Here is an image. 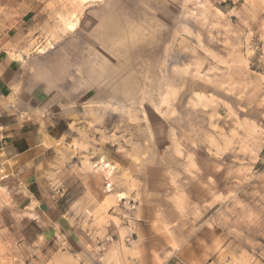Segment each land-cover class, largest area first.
Instances as JSON below:
<instances>
[{
    "label": "rangeland",
    "instance_id": "1",
    "mask_svg": "<svg viewBox=\"0 0 264 264\" xmlns=\"http://www.w3.org/2000/svg\"><path fill=\"white\" fill-rule=\"evenodd\" d=\"M0 52L69 123L0 126V264H264V0H0Z\"/></svg>",
    "mask_w": 264,
    "mask_h": 264
},
{
    "label": "crops",
    "instance_id": "2",
    "mask_svg": "<svg viewBox=\"0 0 264 264\" xmlns=\"http://www.w3.org/2000/svg\"><path fill=\"white\" fill-rule=\"evenodd\" d=\"M22 66L19 59L0 52V115L6 111L9 99L17 96L14 88L20 80ZM47 109L54 113L51 119L55 121L50 129L47 127L38 130L25 128L33 123L40 125L41 121H38L37 117H32L35 120L33 122L28 121L27 118L18 117L17 119L14 118L13 121L0 123V126L7 132V138H9L5 147L6 154L13 157V166L17 170L20 168V171L31 172L32 169H35L40 160L38 158L41 154L40 147L43 139H58L65 133V124L69 123L64 115H60L59 109L54 111L51 106ZM46 116L42 117L45 123L49 120ZM11 124L13 126H10ZM14 124L16 125L14 126Z\"/></svg>",
    "mask_w": 264,
    "mask_h": 264
},
{
    "label": "bare ground",
    "instance_id": "3",
    "mask_svg": "<svg viewBox=\"0 0 264 264\" xmlns=\"http://www.w3.org/2000/svg\"><path fill=\"white\" fill-rule=\"evenodd\" d=\"M82 1H84V0H82ZM85 1H86V0H85ZM73 13H74V12H73ZM73 13H72V14H73ZM65 14H66V13H65ZM72 14H71V15H72ZM65 16H66V15H65ZM68 16H69V15H68ZM72 16H74V14H73ZM77 17H78V15L76 14L75 18H77ZM70 18H71V17H69V19H70ZM67 19H68V18H67ZM65 20H66V18H65ZM65 20H64V21H65ZM68 22H69V21H68ZM72 22H73V21H72ZM72 22L70 21V22L68 23V26L71 27V28H74V25H75V24L72 23ZM76 23H77V22H76Z\"/></svg>",
    "mask_w": 264,
    "mask_h": 264
}]
</instances>
